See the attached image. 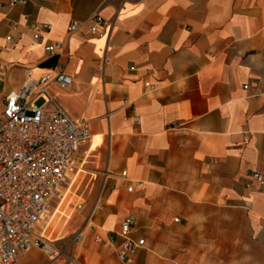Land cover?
<instances>
[{
	"label": "crops",
	"instance_id": "0c3cea01",
	"mask_svg": "<svg viewBox=\"0 0 264 264\" xmlns=\"http://www.w3.org/2000/svg\"><path fill=\"white\" fill-rule=\"evenodd\" d=\"M95 12L106 28L67 33L70 20ZM36 23L51 29L35 39ZM53 40L62 51L49 55L43 46ZM26 68L71 76L68 88L52 92L87 121L78 166L102 155L101 193L115 196L118 212L142 211L140 202L129 205L128 180L119 176L126 171L141 189L148 183L165 198L191 200L187 209L202 195L217 211L242 212L264 249V0H0V95L21 85ZM93 136L100 143L85 158ZM100 243L102 251L93 245L78 262L116 259L115 244ZM30 255L16 264H63Z\"/></svg>",
	"mask_w": 264,
	"mask_h": 264
},
{
	"label": "built area",
	"instance_id": "2783aa9c",
	"mask_svg": "<svg viewBox=\"0 0 264 264\" xmlns=\"http://www.w3.org/2000/svg\"><path fill=\"white\" fill-rule=\"evenodd\" d=\"M25 2L10 0L13 5ZM108 25V20L95 12L87 20H70L66 31L70 34L86 26L95 32ZM31 29L32 37L38 39L51 25L36 23ZM43 49L49 55L60 53L62 42H47ZM71 82V76L62 71L35 75L26 68L21 85L0 95V264H16L17 257L33 247L45 251L49 259L55 255L52 246L48 249L51 241L45 233L49 212L63 198L77 170V151L90 138L87 121L70 116L52 92V88H68ZM148 86L153 88V84ZM119 176L128 180L127 192L144 185L126 171ZM252 176L263 181L257 172ZM136 225L137 215L128 213L117 231L108 230L105 237L96 235L94 240L115 244L116 259L133 263L145 245V238L132 236ZM64 264L80 263L68 260Z\"/></svg>",
	"mask_w": 264,
	"mask_h": 264
},
{
	"label": "rangeland",
	"instance_id": "374dc122",
	"mask_svg": "<svg viewBox=\"0 0 264 264\" xmlns=\"http://www.w3.org/2000/svg\"><path fill=\"white\" fill-rule=\"evenodd\" d=\"M42 100H38L40 104ZM89 158L82 170L72 175V179L63 196L61 208L68 213L73 209V218L68 223V231L60 233L45 231L47 237L62 236L50 242L54 250V259L63 264L68 260L78 262L94 245L102 251L103 245L94 242L99 230L113 229L118 214L121 218L127 213L120 207L115 208L116 198L109 195L103 186V168L100 162ZM155 185L146 183L145 188L127 193L132 198L129 205L140 202L142 211L138 215V225L132 236L145 238L146 244L133 263L119 262L113 253L106 258V264H263V247L254 241L250 221H246L242 212L228 214L224 209L217 211L211 201L202 195L194 197L190 208L182 197H164L154 189ZM111 190V189H110ZM109 190V191H110ZM141 199V201H139ZM172 204V208H169ZM184 205V208L182 209ZM176 207V208H174ZM52 210V209H51ZM122 211V212H121ZM51 212V211H50ZM178 217V221L173 219ZM57 221L65 222V214H55ZM105 221V223L103 222ZM154 220V222H152ZM37 260L54 262L39 247L31 248ZM33 255L30 259L34 260ZM79 263V262H78Z\"/></svg>",
	"mask_w": 264,
	"mask_h": 264
},
{
	"label": "bare ground",
	"instance_id": "6f19581e",
	"mask_svg": "<svg viewBox=\"0 0 264 264\" xmlns=\"http://www.w3.org/2000/svg\"><path fill=\"white\" fill-rule=\"evenodd\" d=\"M100 143V140L99 138H97V136H93L91 142L87 145L86 147V150H85V158L87 156H89L90 152L92 150H94V148ZM85 163V160L82 162V165ZM81 166H77V168L79 169H82ZM63 200V198H62ZM62 200L57 203L56 205H54L50 210L51 212H49V217H48V220H47V223H46V227H45V231L47 230H50V231H54L55 229H57L60 233H66L68 234L69 231L67 229L68 227V223L69 221L73 218V209L70 208V211L68 213L64 212L63 209L61 208V203H62ZM57 213H60V214H65V222L60 224L57 219L55 218V214ZM62 236H55L53 238H50V236L48 235V239L49 241H53V240H56V239H59L61 238ZM48 249H51V245L49 244L48 246ZM52 261H56L58 258L54 259V258H50Z\"/></svg>",
	"mask_w": 264,
	"mask_h": 264
}]
</instances>
